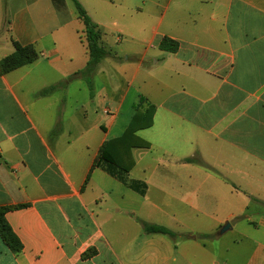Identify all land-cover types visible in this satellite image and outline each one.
<instances>
[{
  "label": "crops",
  "instance_id": "1",
  "mask_svg": "<svg viewBox=\"0 0 264 264\" xmlns=\"http://www.w3.org/2000/svg\"><path fill=\"white\" fill-rule=\"evenodd\" d=\"M77 1L109 52L86 76L66 0H0V60L38 54L0 75V208L21 243L0 237V264H264V217L235 224L264 202V0ZM135 115L151 117L130 151L143 195L94 166Z\"/></svg>",
  "mask_w": 264,
  "mask_h": 264
},
{
  "label": "trees",
  "instance_id": "2",
  "mask_svg": "<svg viewBox=\"0 0 264 264\" xmlns=\"http://www.w3.org/2000/svg\"><path fill=\"white\" fill-rule=\"evenodd\" d=\"M54 8L57 11L64 9L65 0H51ZM75 6L78 18L84 25V38L87 47L88 61L82 71V75H89L94 71L99 62L109 55L102 46L99 44V33L97 26L93 23L91 18L87 15L84 8L77 0H71ZM159 49L165 52L175 53L179 49V43L169 38H162ZM38 57V54L33 47H22L15 45L14 52L0 60V75L9 73L17 68L33 63ZM89 82V79H86ZM151 125L150 116L135 115L132 123L127 127L122 136L111 139L104 143L101 147L98 157L95 160L94 166L103 169L110 176L114 177L121 183L128 186L130 189L143 195L145 193L144 183L133 181L128 178L129 171L133 167V160L130 151L133 147L148 148L149 144L140 140L135 132L138 129L147 128ZM250 202L256 206L264 208V202L254 197H250ZM19 208V207H15ZM11 208H0V237L13 252L18 253L21 250V243L17 236L14 234L5 219V214ZM241 218V217H240ZM143 230L147 234H164L171 238H177L178 235L162 226L151 225L142 223ZM185 238L206 239L211 238V235H195L192 233L184 235ZM182 236V237H184ZM95 254L93 249L86 252L82 258H89Z\"/></svg>",
  "mask_w": 264,
  "mask_h": 264
},
{
  "label": "rangeland",
  "instance_id": "3",
  "mask_svg": "<svg viewBox=\"0 0 264 264\" xmlns=\"http://www.w3.org/2000/svg\"><path fill=\"white\" fill-rule=\"evenodd\" d=\"M96 3H102V2H106L108 3L109 0H95ZM123 3H129L132 6H137L138 4H140V2L142 0H119ZM166 0H160V2H164ZM111 2V1H110ZM112 2H114L115 4L118 5V0H112ZM67 6L69 7V9L76 15V10H75V6L73 4V2L71 0H66ZM101 5V4H100ZM103 6V5H101ZM103 13V12H102ZM106 19H108L109 22H112L113 20L117 19L114 14H106L104 15V13L102 14ZM126 20H124V24H128L130 25V23H133V20L130 19L128 16L124 17ZM129 20V21H128ZM128 41H132L133 43H135V40H131L129 39ZM110 46H116V44L113 42V39L110 40L109 42ZM119 46V45H117ZM241 217V218H240ZM237 220H236V226L237 229L239 230V232H244V231H253L252 228L246 223V219L247 218H254L256 223L259 222V219H262L264 217V208L260 207V206H256L255 204H252L250 202V207L247 208L246 212L244 213V215L240 216Z\"/></svg>",
  "mask_w": 264,
  "mask_h": 264
},
{
  "label": "water",
  "instance_id": "4",
  "mask_svg": "<svg viewBox=\"0 0 264 264\" xmlns=\"http://www.w3.org/2000/svg\"><path fill=\"white\" fill-rule=\"evenodd\" d=\"M228 226H229V225H226L222 230H223V231L226 230V228H228Z\"/></svg>",
  "mask_w": 264,
  "mask_h": 264
}]
</instances>
